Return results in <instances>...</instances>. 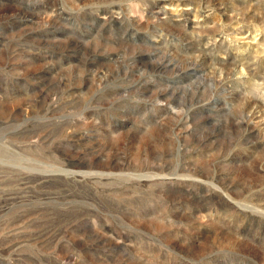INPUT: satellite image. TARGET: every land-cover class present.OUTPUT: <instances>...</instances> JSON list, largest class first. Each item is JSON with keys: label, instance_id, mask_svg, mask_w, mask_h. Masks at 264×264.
<instances>
[{"label": "rangeland", "instance_id": "rangeland-1", "mask_svg": "<svg viewBox=\"0 0 264 264\" xmlns=\"http://www.w3.org/2000/svg\"><path fill=\"white\" fill-rule=\"evenodd\" d=\"M0 264H264V0H0Z\"/></svg>", "mask_w": 264, "mask_h": 264}, {"label": "bare ground", "instance_id": "bare-ground-1", "mask_svg": "<svg viewBox=\"0 0 264 264\" xmlns=\"http://www.w3.org/2000/svg\"><path fill=\"white\" fill-rule=\"evenodd\" d=\"M211 48V47H210ZM213 49V48H212ZM143 52V51H142ZM166 62V61H165ZM173 62V61H172ZM148 66V65H147ZM158 66V65H157ZM173 66V65H172ZM166 68V67H165ZM159 69V68H158ZM162 71V70H161ZM167 71H168V69H167ZM166 72V71H165ZM243 72V71H242ZM142 73V72H141ZM239 73V72H238ZM244 74V73H243ZM147 75V74H146ZM144 77V76H143ZM142 77V78H143ZM151 78H153V77H151ZM183 78V77H182ZM246 78V77H245ZM243 79H244V77H243ZM154 80V79H153ZM159 80V79H158ZM180 81V80H179ZM142 87V86H141ZM174 88V87H173ZM142 90V89H141ZM172 91V90H171ZM162 92V91H161ZM141 96H143V95H141ZM164 96V95H163ZM159 98V97H158ZM162 98V97H161ZM165 98V97H164ZM158 100V99H157ZM160 101V100H159Z\"/></svg>", "mask_w": 264, "mask_h": 264}]
</instances>
